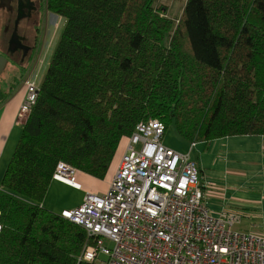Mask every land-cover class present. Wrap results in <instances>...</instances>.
<instances>
[{
  "label": "trees",
  "instance_id": "1",
  "mask_svg": "<svg viewBox=\"0 0 264 264\" xmlns=\"http://www.w3.org/2000/svg\"><path fill=\"white\" fill-rule=\"evenodd\" d=\"M64 27L2 179L0 264L78 262L92 244L42 206L58 163L104 180L158 120L187 145L264 136V0H45ZM164 132V135H165Z\"/></svg>",
  "mask_w": 264,
  "mask_h": 264
},
{
  "label": "built area",
  "instance_id": "2",
  "mask_svg": "<svg viewBox=\"0 0 264 264\" xmlns=\"http://www.w3.org/2000/svg\"><path fill=\"white\" fill-rule=\"evenodd\" d=\"M22 86L25 98L16 124L26 122L39 91L33 77H25ZM164 132L158 120L138 124L108 190L86 193L79 207L61 212L92 240L78 262L264 264V236L236 230L242 219L238 211L214 215L208 209L196 164L189 154L164 146ZM76 172L58 163L53 178L72 183Z\"/></svg>",
  "mask_w": 264,
  "mask_h": 264
},
{
  "label": "crops",
  "instance_id": "3",
  "mask_svg": "<svg viewBox=\"0 0 264 264\" xmlns=\"http://www.w3.org/2000/svg\"><path fill=\"white\" fill-rule=\"evenodd\" d=\"M36 82L39 86L41 81ZM24 98L22 82L14 85L5 76L0 78V187L22 133L24 124H16V117ZM170 139H166V144L162 140L163 145L175 152L189 154L196 164L200 189L208 209L214 215L223 210L238 211L242 219L234 227L236 230L264 236V136L226 137L194 146ZM125 146V141H122L102 182L79 171L72 183L53 178L42 202L43 208L61 214L79 207L86 193H105Z\"/></svg>",
  "mask_w": 264,
  "mask_h": 264
},
{
  "label": "flooded vegetation",
  "instance_id": "4",
  "mask_svg": "<svg viewBox=\"0 0 264 264\" xmlns=\"http://www.w3.org/2000/svg\"><path fill=\"white\" fill-rule=\"evenodd\" d=\"M51 15L45 0H0V78L18 85L35 75L41 48L50 42Z\"/></svg>",
  "mask_w": 264,
  "mask_h": 264
},
{
  "label": "rangeland",
  "instance_id": "5",
  "mask_svg": "<svg viewBox=\"0 0 264 264\" xmlns=\"http://www.w3.org/2000/svg\"><path fill=\"white\" fill-rule=\"evenodd\" d=\"M185 1L186 0H158V3L165 7L166 17H168L171 20H178L182 14ZM64 24H65L64 19L57 17V16H53V15L50 16V30H51V35L49 39L50 42L48 41V39L45 40L44 45L41 48L42 49L41 53L38 56L37 65L34 70L35 75L32 76L36 81H39V80L41 81V78L43 77L47 69L48 63L51 59L53 51L59 40ZM170 138L178 139L172 129L167 130L165 132V135L162 138L163 143L166 144V139H170ZM125 143H127V141H125ZM99 181L102 182V180H99Z\"/></svg>",
  "mask_w": 264,
  "mask_h": 264
},
{
  "label": "water",
  "instance_id": "6",
  "mask_svg": "<svg viewBox=\"0 0 264 264\" xmlns=\"http://www.w3.org/2000/svg\"><path fill=\"white\" fill-rule=\"evenodd\" d=\"M3 60H4V59H2V60L0 59V71L2 70L3 65H4V63H5V62H3Z\"/></svg>",
  "mask_w": 264,
  "mask_h": 264
}]
</instances>
